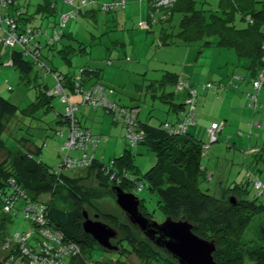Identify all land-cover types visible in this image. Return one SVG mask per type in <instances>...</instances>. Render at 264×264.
Here are the masks:
<instances>
[{
	"label": "rangeland",
	"instance_id": "374dc122",
	"mask_svg": "<svg viewBox=\"0 0 264 264\" xmlns=\"http://www.w3.org/2000/svg\"><path fill=\"white\" fill-rule=\"evenodd\" d=\"M38 1L40 0H18V5L23 8L29 2L28 10L34 11V6ZM100 1L107 3V0ZM195 1L197 7L208 10H216L219 2L218 0ZM129 5L128 1L126 6L129 7ZM122 9L112 11L98 9L94 16H88L85 13L84 15L78 14L74 20L70 19L64 33L69 24L73 23L72 38L67 40L62 38L55 46V49H60L59 47L62 48L68 41L67 45H70L68 54H64L66 55L64 57L62 54L53 51L49 57H46L49 51L44 49L42 60L46 62L51 71L54 70L53 72L62 75L78 74L80 69H88L91 68V65L94 66L95 70L99 71L100 82L114 90L112 99L126 107H138L139 120L151 125H158L173 118L171 114L167 113L168 104L162 102L160 98L152 96V94L160 96L163 91L166 93L174 92L179 100L186 94V89L177 90L174 84L170 83L163 75L166 73L177 74L183 82L188 79L192 85L197 87L196 122L188 127V133L196 140L205 143L201 163L206 169L207 177L202 188H208L210 193L218 196L224 188L228 189L229 186L235 188V185L244 184L247 181L246 174L248 172L257 174L256 180L261 181L264 185V159L257 153H253V149H249L256 145H264V85L257 96L259 106L255 111L249 106L245 96L246 93L255 91L251 87L250 72L246 69L248 60L237 57L231 48L203 47L201 42H192L190 45L179 44L180 41L175 36L172 37L175 38V43L163 45L160 42V30L165 25L168 27L167 24L159 21L148 28L137 26L139 21H148V18L139 14L138 11H127L124 14L126 20L121 21L119 12ZM53 18L54 16L46 18L45 22L51 21V24L55 25L59 19L57 18L55 21ZM179 19L180 15L175 13L169 22L172 25L170 29L173 35L178 31ZM39 22L40 20L35 15L31 24L40 25ZM51 24L41 25L42 31L48 30L52 34L53 25ZM9 62V49L1 47L0 94L14 103L18 110L0 136L4 146V148H0V162L8 160L7 152L19 150L24 153L31 151L36 160L47 165L58 164L64 159L66 150L60 149V139L62 138L59 139L55 131L64 129L58 120L64 113L65 105L57 95L51 98L48 107L33 105L37 104V96L42 91L40 89H44L43 85L52 89L56 86V80L51 71L45 72L43 77V74L39 71L36 73L35 69L27 81V79H23L19 70L11 66ZM36 74L37 78L34 80ZM96 80L95 76L91 78L92 82ZM162 80L165 83H162ZM220 82L223 84L220 85ZM236 82H239L240 87L235 88ZM207 83H211L212 86L202 89ZM228 83L234 87L231 86V89L222 88L224 84ZM161 84L163 85L161 86ZM219 85L221 88L218 91ZM222 90L225 92L221 93ZM66 91L71 92L67 87ZM70 102L75 105L79 104L76 113L79 116L81 127L87 129L86 133L90 131V134L97 139L96 148L91 146V153L94 152L96 159L108 164L112 159L124 153V150L129 149L134 164L141 175L155 164V155L147 151L144 145L129 146L127 136H125L126 128L121 122L115 123L113 114L106 112L105 108H93L82 104V94L80 93L72 94ZM76 113L75 115H77ZM211 121L224 124L217 135V141L214 142L209 141L207 134V128H209ZM251 122H260L262 126L250 127L248 125ZM35 147L39 149V153L34 152ZM74 151L77 150L71 149L69 153L73 154ZM262 155L264 158V154ZM65 174L79 178L82 190L92 189L94 192H100L103 195L101 193L104 192L103 185L85 171L70 170ZM141 182L143 184L142 190L133 188L129 193H133L139 199L144 200L143 206L145 213L150 214L151 218L148 217L149 219L162 222L164 216L157 208L156 195L148 190L143 178H141ZM245 190H248V193H243L240 197L252 198L254 190L251 183L245 186ZM229 196L233 195L226 193L220 197L221 204L227 201ZM263 197L264 194L261 195V198ZM235 198L237 201L239 200L238 197ZM91 205V207L87 205L83 207L91 220H95L94 216L97 214L99 215L97 220L118 231L117 238L112 241V244L118 246V250L117 252L106 251L95 243L93 252H90V257L105 263L107 261L104 258L111 257L114 260L119 257L117 264H123L124 261L126 264H145L134 255H117L119 252L117 241L121 239L122 235L116 227L102 218V215L117 216L120 223H128V221L114 203L112 196L107 194L104 197L93 199ZM11 221L9 227L12 230L31 229L29 223L23 220L21 210L16 217L11 218ZM250 225V229L244 235L247 237L245 241H249L250 238L253 241H257L259 237L263 238L260 231H262V227L264 228V213H258L253 217ZM252 233L253 237H251ZM10 237L7 235L3 238L0 235V260L3 258L2 264H35L34 260L41 257L39 254L32 256V252H22L20 248L16 252H10L5 247ZM38 238L39 236L34 234L32 238H29L30 244H34ZM246 247L250 248L252 244L251 246L248 244ZM83 252L85 262H73L72 264L92 263L91 259L88 258L89 255L85 253L86 251ZM43 254L45 257L49 256L47 253ZM157 254L165 261L153 259L151 264H172L171 262L175 264L170 256L164 252L157 250ZM77 255L82 257V252ZM243 255L244 264H263L258 263L256 257L255 260L254 258L251 259L247 252H244ZM102 257L103 259H101ZM226 258L227 260L231 259V256L225 252L220 260L225 262ZM41 259L43 258L41 257ZM48 262V260H43V262L41 260L38 264H47ZM64 264H70L69 258L64 261Z\"/></svg>",
	"mask_w": 264,
	"mask_h": 264
},
{
	"label": "trees",
	"instance_id": "16d2710c",
	"mask_svg": "<svg viewBox=\"0 0 264 264\" xmlns=\"http://www.w3.org/2000/svg\"><path fill=\"white\" fill-rule=\"evenodd\" d=\"M69 1L40 0L34 6V11H31L27 8L30 6L29 2L23 8H20L18 0H5L6 5L3 8L0 7V17L2 19L5 17L13 18L17 23L18 32L25 33L28 28L42 29L39 25L31 24L35 15H40L43 19L58 14L57 18L60 19L62 14L72 12L74 16L70 19L74 20L79 13H86V7L92 0ZM118 1L112 0L105 4L116 3ZM147 1L151 10L150 18L152 20L155 19V23L160 21L168 25V27L166 25L163 26L160 30L161 44L168 45L175 43L176 38L180 41L179 44L184 45H190L192 42H201V46L203 47L231 48L235 51L237 57L248 60L249 63L246 68L249 69L252 76L250 79L252 87V81L258 77L264 67L262 63V59L264 58V0H218L216 10L197 7L195 0H168L167 4H160L162 0ZM59 3L70 6V10H61L58 8ZM125 4L126 0H124V6ZM103 5L100 8L101 11L103 10ZM175 13L180 15V19L178 21V31L173 35L170 29L172 25L169 22ZM70 19L67 20L66 25L60 30V36L56 41L48 42L47 36L50 35L48 30H45L48 33L47 35L42 34L36 39L38 41L37 44L40 45L39 52L41 56L43 55L42 52L44 49L50 52L58 50V53L64 57L66 56L64 54H68L69 50L66 47L55 49V46L64 37V29ZM58 23L59 20L52 27L53 30L58 28ZM143 23L147 24V27L143 28L150 27L148 21ZM169 29L170 31H168ZM173 36L175 38H172ZM6 48L10 51V65L19 70L23 79L29 81L28 78L35 69L36 73L39 71L44 77L46 71L43 70V67L45 65L48 67L47 64L38 66L37 63L33 62L17 47ZM29 49L31 50L32 48ZM88 69H90V72ZM88 69L82 68L78 74L74 75L61 74L66 87L73 91L76 85L75 83L77 82L76 78L78 77L77 83L83 89L99 85L102 86L103 90H112L111 87L100 82L99 76L96 77L97 80L93 84L85 88V83L88 84L92 77L97 76L95 70L92 68ZM53 71L52 73L55 76H60ZM163 77L174 84L177 90L186 89V94L180 100L177 99L176 93L174 92L166 93V91H163L160 96L152 94V96L160 98L162 102L168 104L167 113L172 114V116L175 115L174 120H165L158 125H151L148 122L139 120L138 107H126L115 99L110 100L114 103L116 110L108 113L113 114L115 123L121 122L125 128L126 126L124 125L122 117L120 118L118 116L120 111H137V126L132 131L139 134L142 133V140H139L136 145L131 146L127 138V143L130 147H136L139 144L144 145L147 151L155 155V164L146 173L142 175L139 173V169L134 164V159L129 149L124 150V153L112 159L108 164H104L96 159L94 152L91 153V146L93 145L96 148L97 139L92 134L95 139L87 147L88 150L74 151L73 154H67V157L73 160L76 159L77 161L82 160V157L85 156V159L90 161V164L86 167H62L61 171L57 174L53 173L52 170L57 164L47 165L42 161L36 160L29 151L25 153L19 150L7 152L8 160L0 162V235L3 238L7 235L13 237L15 234L22 237L29 233V237L32 238L36 234L39 236L36 242L30 244L28 238V241H26L27 244L31 247H41L46 244L48 238L44 237L43 230L38 229L34 218L31 215L26 216L25 212L27 203L29 202L36 209H39L43 205L45 207L47 224L41 225L44 226L42 229H45V227L50 228L54 231L53 233L56 232V236L58 237V241L50 239L53 241L52 245H55L56 248L74 245L82 252V257L77 254L73 256L71 254L68 255L65 260L69 258L70 264L73 262L84 263L86 259L83 256V251H86L85 253L89 255L88 258L91 259L93 264H117L119 257H116L114 260L111 257L104 258L107 261L106 263L90 257V252H93L96 242L82 231L81 211L86 205L91 207V200L93 199L104 197L107 194L113 198L111 193L112 186H119L125 192H130L133 188L142 190L143 184L141 178H143L148 190L156 195L157 208L164 217L169 216L173 220H186L192 224L193 232L197 236L215 242L216 251L213 254V259L217 264H244V252H247L251 259L254 258L255 260L256 257L258 263L264 264V228L262 227V231H260V235L263 234V238L259 237L257 241H253L250 238L246 242L247 237L244 236L245 232L250 229L252 218L258 215V213H264V200L260 195H257L252 184V181L257 179V176L248 172L246 174L247 181L244 184L241 186L235 185V188L230 186L228 189L224 188L218 196L210 193L208 188H202L207 177L206 169L201 163L205 143L196 140L188 133V127L190 125L187 126L185 134H176L163 128L166 122L171 126H175L183 120V115L187 113L185 101L193 89L196 90L197 97V87L192 85L188 79L183 82L180 76L174 73H166ZM36 78L37 74L34 76V80ZM161 82L165 83L164 80ZM180 82L184 84L181 89L178 88V83ZM207 84L210 86L206 88L212 86L211 83ZM220 85L217 88L218 91L221 88ZM43 86L45 90L40 89L42 91L37 96V104H33L34 106H47L50 103L52 97L46 96V89L48 90L49 88L47 85ZM231 86L232 84L228 83L226 85L224 84L222 88L230 89ZM260 90L257 92L250 91L245 94L249 106L255 111L259 106L257 96ZM252 95H255V101L252 99ZM17 110L18 107L14 103L0 94V136L6 128L8 120L13 118ZM195 120L194 110V123L191 125L195 124ZM59 121L65 123L61 116ZM259 123L253 122L250 124V127L254 125L260 126ZM218 125L221 131L224 124L221 123ZM65 130L66 128L55 131L56 136H58L57 133H62L61 135L63 136L61 137L62 139L58 136L61 141L60 149H62L66 136ZM83 130L86 131L87 129ZM127 133L126 131L125 136ZM0 148H4L1 138ZM249 149H256V151L252 152L257 153L263 158L264 145H256ZM61 162L62 160L58 164ZM70 170L85 171L89 175H92L94 179H97L103 185L104 192L101 193L104 196L100 192H94L92 189L82 190L80 186L81 180L79 181V178L65 174V172ZM250 174L251 177L254 175V178L247 176ZM249 183L252 184L254 190L253 197H240L243 193H248V190H245V186L249 185ZM226 193L238 197L239 200H236L234 205H231L228 200L221 204L220 197ZM139 201V211L144 216L151 218L150 214L145 213L143 206L144 200L139 199ZM7 204L10 207L8 211L5 210ZM19 210L22 212L23 220L29 223L30 230L18 231L10 229L9 224L12 223L11 218L16 217ZM102 218L116 227L122 235L121 239L117 241L119 245L117 255H134L145 264H151L153 259H161L159 254H157L158 249L144 238L143 235L133 229L130 224L120 223L117 216L110 214H103ZM251 237H253V233ZM248 244L250 246L252 244V247H246ZM3 252L6 253V251ZM225 252L231 256V259L227 260L226 258L225 262H222L220 258ZM65 260H62L61 264H64ZM2 263L3 258L0 260V264ZM123 264H126L125 261Z\"/></svg>",
	"mask_w": 264,
	"mask_h": 264
},
{
	"label": "built area",
	"instance_id": "2783aa9c",
	"mask_svg": "<svg viewBox=\"0 0 264 264\" xmlns=\"http://www.w3.org/2000/svg\"><path fill=\"white\" fill-rule=\"evenodd\" d=\"M70 0L69 2H71ZM168 0H162L160 4H167ZM6 5L5 0H0V7L3 8ZM120 8H124V0H119L116 3H109L103 5V10L112 11ZM74 13L68 12L61 15L59 19V23L57 25L58 28L52 31V34L47 36L48 42L56 41L59 38L60 30L66 25L67 20L72 18ZM141 27H147L146 23H139ZM40 28H28L25 33L18 32L17 23L11 17H0V46L4 47H17L21 50L27 57H29L33 62L37 63L38 66H44L46 63L42 60L40 50V45L37 44L38 41L36 39L40 37L42 34L47 35L48 33ZM29 48H32L31 50ZM264 52V46H263ZM262 63L264 64V58L262 59ZM43 70H49L46 65L43 67ZM52 72V71H51ZM53 77L56 80V86L54 88H50L47 91V96L53 97L54 95L59 96L61 102L65 105L64 113L62 114V120L66 123V136L63 141L62 150H66L64 159L60 164H57L54 168H52L53 173L57 174L61 171L62 167L71 168L73 166L86 167L90 164V161L85 159V156L82 157V160L71 159L67 157V154L71 149H76L77 151L88 150V146L95 139L90 132L86 133L85 130H82L78 126V120L75 115L78 109V104H73L70 102L72 94L80 93L82 94V104L96 108L103 107L107 112H114L116 107L114 103L110 101V96L113 94L111 89L103 90L102 86L96 85L90 87L88 89H83L78 82V77L76 78V85L73 88V91H66V84L63 81L61 76H55L52 73ZM264 85V67L259 73L258 77L252 81V88L257 92ZM184 86L182 82L178 83V88L181 89ZM196 90L193 89L190 91L185 104L187 107L186 115H183V120L176 124L175 126H171L168 122L163 125V128L169 132H173L176 134H185L187 130V126L194 123V110H195V99ZM252 99L255 101V95H252ZM124 122L126 126L127 138L131 146L136 145L138 141L142 140V133H137L132 131L137 126V111L128 112L125 110H121L118 115ZM220 131V126L217 123H212L209 128H207V134L210 142L216 141L217 133ZM62 133H57V135L61 138ZM256 151V149L252 150ZM51 170V171H52ZM251 177L250 175H247ZM252 178V177H251ZM253 187L256 190L257 195L264 194V185L261 182H258L256 179L252 181ZM8 200V199H7ZM264 200V197H263ZM7 203V202H6ZM27 207L25 209L26 216L31 215L34 218V221L37 224V228L43 230L44 237L48 238L46 244L41 247H31L27 244L29 233L25 234L22 237H19L18 234H15L13 237L11 236L6 244V248L10 250V252H16L18 248L22 250V252H32V256L35 254L41 255V257H37V260H34L35 264L39 262H43V260H48L47 264H61L62 260L66 258L68 255L71 256L78 254L80 252L79 248L74 245L60 246L58 248L53 246V241H58V237L56 236V232L51 230L50 228L45 227L42 229L44 224L46 223L45 219V207L42 205L39 209H36L32 203H27ZM10 210V207L7 204L6 211ZM19 237V238H18ZM52 239V240H50ZM47 253L49 256L45 257ZM47 258V259H45Z\"/></svg>",
	"mask_w": 264,
	"mask_h": 264
},
{
	"label": "water",
	"instance_id": "95a60500",
	"mask_svg": "<svg viewBox=\"0 0 264 264\" xmlns=\"http://www.w3.org/2000/svg\"><path fill=\"white\" fill-rule=\"evenodd\" d=\"M114 203L127 219L128 223L143 235L159 251L166 252L178 264H217L213 259L216 245L213 240H206L193 232V226L186 220H173L165 216L162 222L149 219L139 211V198L133 193L123 191L119 186H112ZM231 205L236 203L234 196L228 197ZM81 228L104 250L117 252L118 246L112 244L118 231L97 220H91L87 211H81Z\"/></svg>",
	"mask_w": 264,
	"mask_h": 264
},
{
	"label": "crops",
	"instance_id": "0c3cea01",
	"mask_svg": "<svg viewBox=\"0 0 264 264\" xmlns=\"http://www.w3.org/2000/svg\"><path fill=\"white\" fill-rule=\"evenodd\" d=\"M109 1H112V0H107L106 2H109ZM128 1H129V3H130V5H129V7H127L126 6V4L128 3ZM127 1V3L125 4V6H124V8L122 9V10H120V12H119V15H120V17H121V21H123V20H126V17H125V15L124 14H126L127 13V11H138L139 12V14H141L142 16L143 15H145L146 16V18H148V23L150 24V25H152V24H154L155 23V19L154 20H152V18H150V6H149V3H148V1L147 0H138V1H140V2H138V1H133V0H128ZM102 2H104V1H100V0H92V1H90L89 2V4L87 5V7H86V14H88V16H94L95 15V12L94 11H98V9H100V5H102V4H105V3H102ZM136 2V3H135ZM92 3H94V4H92ZM97 4V5H96ZM59 7L58 8H60L61 10H70V6H66V5H63V4H61V3H59V5H58ZM95 9V10H94ZM96 11V12H97ZM121 11H123L122 13H121ZM92 13V14H91ZM80 14V13H79ZM81 15H84V14H81ZM37 17H38V19L40 20V22H39V26H43L44 24H51L52 22L51 21H49V22H45V19L46 18H50V17H53V16H50V17H46V18H41L40 17V15H37ZM53 20H57V16L55 17L54 16V18H53ZM139 23H141L140 21L138 22V24H137V26H139ZM51 25H53V24H51ZM50 25V26H51ZM72 25H73V23H71V24H69V26L67 27V29L65 30V34H64V39H68V38H72V33H71V28H72ZM54 26V25H53ZM52 26V27H53ZM67 42L68 41H66L65 42V44H64V46H62V48L63 47H66L67 49H69L70 48V45H67ZM60 49H62L61 47H59ZM54 51V50H53ZM52 51V52H53ZM83 51L85 52V49L83 48ZM52 52H48L47 54H46V57H49L50 56V53H52ZM55 52L56 53H58V50H55ZM57 68V67H56ZM91 68L93 69V70H95V68H94V66H92L91 65ZM247 69V68H246ZM50 70V69H49ZM248 71H249V69H247ZM88 71L90 72V69H88ZM96 71V73H97V76L95 75V77H98L99 76V71L98 70H95ZM250 72V71H249ZM44 73V72H43ZM57 74V73H56ZM59 74V73H58ZM62 78H63V76L61 75V74H59ZM251 73H250V79H251ZM94 82H92V81H89V83L88 84H86L85 83V88H88V86H90L91 84H93ZM220 84H223V82H220ZM235 88H238V87H240V85H239V82H236L235 83ZM234 86H232V88H233ZM229 89V88H228ZM231 89V88H230ZM230 91V90H229ZM234 91V90H233ZM225 92V90H222L221 91V93H224ZM242 92H245V91H242ZM233 95V94H232ZM46 96H47V89H46ZM110 98V100L112 99V96H110L109 97ZM235 99V98H234ZM79 105V104H78ZM77 114V113H76ZM171 116H172V114H171ZM175 116V115H174ZM174 116H172L173 118L171 119V120H174ZM76 117H77V120H78V126L80 127V128H82L81 127V122H80V119H79V116H78V114L76 115ZM254 120H256V119H254ZM59 121V120H58ZM10 122V119L8 120V123ZM60 122V121H59ZM7 123V124H8ZM62 125H63V128L65 129L66 128V123H62V122H60ZM212 123H214V121H211L210 122V125H209V127L211 126V124ZM251 123H253V122H251ZM251 123H249V125L248 126H250V124ZM257 123H259V122H257ZM260 124V126H262V124L261 123H259ZM7 127V126H6ZM63 129V130H64ZM82 129H84V128H82ZM90 132V131H89ZM66 133V132H65ZM91 133V132H90ZM36 148V147H35ZM30 153H31V151H29ZM34 152H36V153H39V149L38 148H36L35 150H34ZM262 159H264V158H262ZM263 161V160H262ZM259 172H261V170L259 169ZM256 176H257V174H256Z\"/></svg>",
	"mask_w": 264,
	"mask_h": 264
},
{
	"label": "flooded vegetation",
	"instance_id": "af4514ba",
	"mask_svg": "<svg viewBox=\"0 0 264 264\" xmlns=\"http://www.w3.org/2000/svg\"><path fill=\"white\" fill-rule=\"evenodd\" d=\"M164 253L166 254V252H164ZM166 255H168V254H166ZM166 255H165V256H166ZM168 256H169V255H168ZM170 258L175 262V264H178L177 261H176L175 259H173L171 256H170ZM161 260L165 261V260L162 259V258H161ZM171 263L174 264L173 262H171Z\"/></svg>",
	"mask_w": 264,
	"mask_h": 264
},
{
	"label": "bare ground",
	"instance_id": "6f19581e",
	"mask_svg": "<svg viewBox=\"0 0 264 264\" xmlns=\"http://www.w3.org/2000/svg\"><path fill=\"white\" fill-rule=\"evenodd\" d=\"M209 86H210V85L207 84V85L203 86L202 89H205L206 87H209ZM195 97H196V95L194 96V99H195ZM258 182H259V181H258Z\"/></svg>",
	"mask_w": 264,
	"mask_h": 264
},
{
	"label": "clouds",
	"instance_id": "9594fccd",
	"mask_svg": "<svg viewBox=\"0 0 264 264\" xmlns=\"http://www.w3.org/2000/svg\"><path fill=\"white\" fill-rule=\"evenodd\" d=\"M48 90H49V89H48ZM48 90H47V91H48ZM48 97H49V96H48Z\"/></svg>",
	"mask_w": 264,
	"mask_h": 264
}]
</instances>
